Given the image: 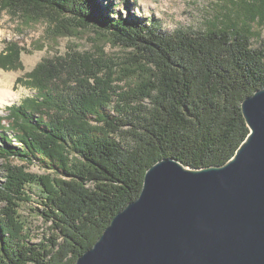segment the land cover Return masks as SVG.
<instances>
[{
  "label": "trees",
  "instance_id": "trees-1",
  "mask_svg": "<svg viewBox=\"0 0 264 264\" xmlns=\"http://www.w3.org/2000/svg\"><path fill=\"white\" fill-rule=\"evenodd\" d=\"M242 3L249 19L264 18V0ZM0 7L47 21L62 36L91 29L130 50L129 69L140 78L116 94L111 78L99 76L102 68L116 74L113 63L73 53L25 82L36 96L0 117V159L36 161L48 171L38 178L39 212L50 226L48 237L31 241L18 209L32 201L26 187L36 178L26 167L10 168L0 191V264H77L139 197L154 164L170 158L192 169L222 166L249 135L242 103L264 88V45L253 47L248 28L168 34L154 23L112 17L98 0H0ZM113 96L119 102L111 107Z\"/></svg>",
  "mask_w": 264,
  "mask_h": 264
},
{
  "label": "water",
  "instance_id": "water-1",
  "mask_svg": "<svg viewBox=\"0 0 264 264\" xmlns=\"http://www.w3.org/2000/svg\"><path fill=\"white\" fill-rule=\"evenodd\" d=\"M249 135L222 166L166 158L77 264H264V88L242 103Z\"/></svg>",
  "mask_w": 264,
  "mask_h": 264
},
{
  "label": "rangeland",
  "instance_id": "rangeland-1",
  "mask_svg": "<svg viewBox=\"0 0 264 264\" xmlns=\"http://www.w3.org/2000/svg\"><path fill=\"white\" fill-rule=\"evenodd\" d=\"M242 1L129 0L125 5L123 0H98V3L101 8L109 9L112 17L121 14L128 19L154 23L168 34L180 29L206 32L215 25L238 24L251 31L253 47L260 48L264 45V18L259 16L256 19H249ZM73 53L92 55L102 60L101 62L110 65L113 63L112 69L116 74L108 76L109 72H105V68H102L99 76L102 77V81L111 78L110 85L115 89L116 94L127 91L130 85L139 82L140 78L135 70L129 69L132 61L130 50L115 46L108 39L96 35L91 29H80L71 36H62L52 31L47 21H32L0 7V74L3 79L9 81L18 96L15 102L6 105L0 111V117L9 115V107L20 105L26 98L36 96V92L27 87L25 82L39 71L40 66L48 69V66L55 64L56 60ZM92 81L90 80L91 85L96 87L97 85L95 86ZM65 88L67 90V87ZM117 102L119 98L113 96L111 107ZM4 123L7 125L6 121ZM12 144L18 145L17 142ZM123 144L127 145V142ZM22 166L26 167L25 171L33 175L36 181L26 187V193L32 197V201L21 203L18 213L26 231L31 235V241L39 242L43 237H48L50 223L39 212L42 209L41 197L44 195L38 178L47 175L48 171L36 161L27 164L16 159L11 161L0 159V191L7 184L9 169ZM4 207L5 203L0 200V210Z\"/></svg>",
  "mask_w": 264,
  "mask_h": 264
},
{
  "label": "bare ground",
  "instance_id": "bare-ground-1",
  "mask_svg": "<svg viewBox=\"0 0 264 264\" xmlns=\"http://www.w3.org/2000/svg\"><path fill=\"white\" fill-rule=\"evenodd\" d=\"M18 96L10 86L9 81L2 78L0 74V111L8 104L17 100Z\"/></svg>",
  "mask_w": 264,
  "mask_h": 264
}]
</instances>
